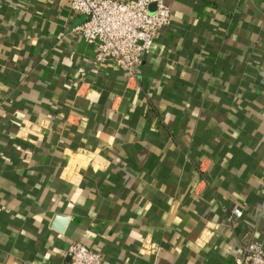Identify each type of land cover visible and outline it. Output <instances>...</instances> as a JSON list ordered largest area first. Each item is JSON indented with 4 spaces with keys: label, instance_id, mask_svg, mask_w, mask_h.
I'll return each mask as SVG.
<instances>
[{
    "label": "crops",
    "instance_id": "0c3cea01",
    "mask_svg": "<svg viewBox=\"0 0 264 264\" xmlns=\"http://www.w3.org/2000/svg\"><path fill=\"white\" fill-rule=\"evenodd\" d=\"M165 5L128 78L93 64L67 0H0V264L65 261L73 241L100 264L264 246V0Z\"/></svg>",
    "mask_w": 264,
    "mask_h": 264
},
{
    "label": "built area",
    "instance_id": "2783aa9c",
    "mask_svg": "<svg viewBox=\"0 0 264 264\" xmlns=\"http://www.w3.org/2000/svg\"><path fill=\"white\" fill-rule=\"evenodd\" d=\"M71 10L85 19L72 28L94 48L93 64L114 63L128 78H134L143 54L149 51L157 32L170 22L165 0H67ZM58 38V36H57ZM241 217L233 205L225 215L226 224ZM67 261L46 264H100L102 255L83 243L73 241L65 249ZM235 264H264L262 242L250 238L238 244Z\"/></svg>",
    "mask_w": 264,
    "mask_h": 264
},
{
    "label": "water",
    "instance_id": "95a60500",
    "mask_svg": "<svg viewBox=\"0 0 264 264\" xmlns=\"http://www.w3.org/2000/svg\"><path fill=\"white\" fill-rule=\"evenodd\" d=\"M58 219H60V216L59 215H55L53 220H58ZM61 220L64 221L65 218H61ZM67 259H68V256H66L65 262L67 261Z\"/></svg>",
    "mask_w": 264,
    "mask_h": 264
}]
</instances>
